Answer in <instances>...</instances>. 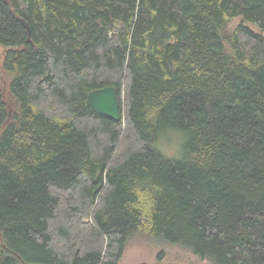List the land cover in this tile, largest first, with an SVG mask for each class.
Wrapping results in <instances>:
<instances>
[{
  "label": "trees",
  "instance_id": "obj_1",
  "mask_svg": "<svg viewBox=\"0 0 264 264\" xmlns=\"http://www.w3.org/2000/svg\"><path fill=\"white\" fill-rule=\"evenodd\" d=\"M0 46V264H119L135 235L264 264V0H0Z\"/></svg>",
  "mask_w": 264,
  "mask_h": 264
},
{
  "label": "rangeland",
  "instance_id": "obj_2",
  "mask_svg": "<svg viewBox=\"0 0 264 264\" xmlns=\"http://www.w3.org/2000/svg\"><path fill=\"white\" fill-rule=\"evenodd\" d=\"M241 18H236L230 23V27H235ZM256 30L258 28L254 26ZM6 47L0 46V86L7 90L11 80V73L4 68V59ZM164 134L160 136L162 138ZM188 137V136H187ZM187 142V138L185 143ZM184 143V145H185ZM179 156H169L172 158H181ZM212 264L209 260L202 259L189 250L182 248L177 244L165 241H159L143 235H135L128 243L124 255L119 264Z\"/></svg>",
  "mask_w": 264,
  "mask_h": 264
},
{
  "label": "water",
  "instance_id": "obj_3",
  "mask_svg": "<svg viewBox=\"0 0 264 264\" xmlns=\"http://www.w3.org/2000/svg\"><path fill=\"white\" fill-rule=\"evenodd\" d=\"M88 101L96 112L115 120L121 119V100L115 86L109 85L91 90L88 94Z\"/></svg>",
  "mask_w": 264,
  "mask_h": 264
},
{
  "label": "clouds",
  "instance_id": "obj_4",
  "mask_svg": "<svg viewBox=\"0 0 264 264\" xmlns=\"http://www.w3.org/2000/svg\"><path fill=\"white\" fill-rule=\"evenodd\" d=\"M187 132L179 127L169 126L165 134L157 142V146L165 155L179 156L183 152V146L187 138Z\"/></svg>",
  "mask_w": 264,
  "mask_h": 264
}]
</instances>
